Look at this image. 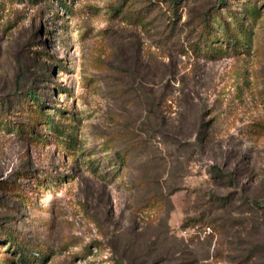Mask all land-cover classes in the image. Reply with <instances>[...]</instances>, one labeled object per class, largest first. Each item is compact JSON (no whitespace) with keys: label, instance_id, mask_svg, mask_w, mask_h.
<instances>
[{"label":"rangeland","instance_id":"374dc122","mask_svg":"<svg viewBox=\"0 0 264 264\" xmlns=\"http://www.w3.org/2000/svg\"><path fill=\"white\" fill-rule=\"evenodd\" d=\"M219 1L0 0V264H237L264 243V0H228L243 48L218 17L204 49Z\"/></svg>","mask_w":264,"mask_h":264},{"label":"trees","instance_id":"16d2710c","mask_svg":"<svg viewBox=\"0 0 264 264\" xmlns=\"http://www.w3.org/2000/svg\"><path fill=\"white\" fill-rule=\"evenodd\" d=\"M61 1L62 3L63 0H58ZM223 7L229 8L228 6V0H220L219 1ZM230 13L232 15V21L229 20L222 12L220 8H215L213 11H210L208 15L204 17H199V24L203 25V34L202 37L207 38L206 43L204 44V49L205 47H213L216 51L218 50L217 48L214 47V39L218 36V28L215 25L214 21L220 17L222 19V24L224 26V29L220 36H222L224 39L227 40L229 43H233L234 48L240 49L244 47V44L246 42V39L248 38V35L250 33L249 27L245 22L244 17L240 16V14H237V11H235L232 8H229ZM213 35V37H211ZM190 51L192 54H194L196 57H199L202 53V46L199 43L191 44L190 45ZM16 97L15 95L6 98V97H1L0 96V118L4 117L5 114L4 112L12 109L14 106L12 104L8 103L11 98ZM32 99L33 101V107L35 106V113H36V118L32 120V122L36 125H38V121H41L43 123H50V122H55L53 116L51 114H48L45 112L44 109H42V105L39 103V99L37 98L36 95H33ZM15 101L19 104H24L26 102H29V99L27 98H15ZM7 102V106H6ZM38 102V103H37ZM12 107V108H11ZM7 109V110H6ZM57 126L61 128V131L63 130L64 125H61L57 123ZM65 129V128H64ZM39 135L42 133L38 132ZM121 158L123 160L126 159L125 155L122 154ZM4 182V181H2ZM1 184V182H0ZM3 228V227H2ZM12 238L17 237L15 235L11 236ZM264 243H261L259 245L254 246L252 249L247 251L237 262V264H264ZM24 259V258H23Z\"/></svg>","mask_w":264,"mask_h":264}]
</instances>
